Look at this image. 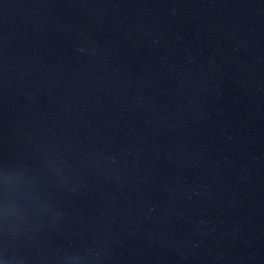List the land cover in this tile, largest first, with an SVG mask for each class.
I'll use <instances>...</instances> for the list:
<instances>
[{
  "label": "water",
  "instance_id": "obj_1",
  "mask_svg": "<svg viewBox=\"0 0 264 264\" xmlns=\"http://www.w3.org/2000/svg\"><path fill=\"white\" fill-rule=\"evenodd\" d=\"M0 264H264V0H0Z\"/></svg>",
  "mask_w": 264,
  "mask_h": 264
}]
</instances>
